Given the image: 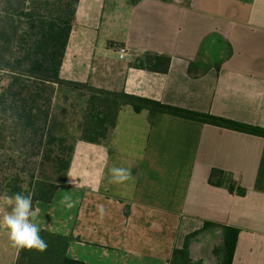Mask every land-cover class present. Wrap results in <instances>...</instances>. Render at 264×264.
<instances>
[{"label": "crops", "instance_id": "obj_1", "mask_svg": "<svg viewBox=\"0 0 264 264\" xmlns=\"http://www.w3.org/2000/svg\"><path fill=\"white\" fill-rule=\"evenodd\" d=\"M59 77L264 128V0H79ZM113 165L132 179L111 183ZM38 202L41 229L83 264H169L211 252V233L221 252L222 227L238 230L231 264H264V137L124 105Z\"/></svg>", "mask_w": 264, "mask_h": 264}, {"label": "trees", "instance_id": "obj_2", "mask_svg": "<svg viewBox=\"0 0 264 264\" xmlns=\"http://www.w3.org/2000/svg\"><path fill=\"white\" fill-rule=\"evenodd\" d=\"M78 2L0 0V196L35 190L33 203L50 202L53 192L65 179L74 142L77 139L94 144L106 142L124 105L131 106L134 112L145 109L156 114L166 113L264 137V128L60 79L59 70ZM143 59L146 63L150 59L165 61L162 72L166 71L169 61L148 55ZM137 66L143 67V63L139 61ZM61 89L84 98L80 119L76 122L78 135L71 137L70 144L66 136L55 137L48 131L53 99ZM54 148L55 153L51 155ZM1 152L8 155L4 157ZM39 156L60 174L59 183L36 181L32 173L25 181L24 168L14 167L17 160L13 158L26 162ZM210 226L213 224L204 225ZM222 232V260L218 264H231L238 230L222 227ZM40 235L48 243L47 250L43 253L21 250L19 255L16 250L12 264H83L67 257L68 237L44 229ZM185 250V247L175 249L169 264H190Z\"/></svg>", "mask_w": 264, "mask_h": 264}, {"label": "rangeland", "instance_id": "obj_3", "mask_svg": "<svg viewBox=\"0 0 264 264\" xmlns=\"http://www.w3.org/2000/svg\"><path fill=\"white\" fill-rule=\"evenodd\" d=\"M84 98H78V96L73 92H68L66 90H58L53 99L52 107H51V116L48 123V131L51 135L55 137H67V143L70 144L72 141V136L77 137L78 132L76 130V122L80 119L81 109L83 106ZM4 157L8 155L5 152ZM55 153L54 151L51 155ZM14 167H23L24 171V180L27 181L29 179V175L32 173L33 178L36 181H51L54 183H59V175L56 174L55 170L52 168V164L43 157L40 158H31L26 162L23 159H15ZM9 164L11 162H8ZM11 166V165H10ZM33 179V180H34ZM7 205L5 202L0 200V216L3 215L5 211H7ZM10 210V209H9ZM217 238L216 233H211L207 236L205 243L210 242L212 239V243L215 244V240ZM213 244L211 252L204 253L203 250H192L191 255L192 258L188 257L186 252V258L190 264H218L222 260V254L217 246ZM211 247V246H210ZM209 246L207 249L210 248ZM186 251V250H185ZM207 252V251H206ZM16 254V249L11 247L8 237L5 231L0 230V264H12L14 257Z\"/></svg>", "mask_w": 264, "mask_h": 264}, {"label": "clouds", "instance_id": "obj_4", "mask_svg": "<svg viewBox=\"0 0 264 264\" xmlns=\"http://www.w3.org/2000/svg\"><path fill=\"white\" fill-rule=\"evenodd\" d=\"M109 175L110 182L114 184H122L132 179L130 169L115 165L109 169ZM34 195L35 190L27 194L16 192L12 195L5 193L0 196V200L5 202L8 208L0 216V230L6 232L11 247L17 250V255L21 250H36L43 253L48 248L47 241L40 235L41 209L33 206ZM38 203L36 201V204ZM98 212L101 218L107 215L103 205L98 206Z\"/></svg>", "mask_w": 264, "mask_h": 264}, {"label": "built area", "instance_id": "obj_5", "mask_svg": "<svg viewBox=\"0 0 264 264\" xmlns=\"http://www.w3.org/2000/svg\"><path fill=\"white\" fill-rule=\"evenodd\" d=\"M119 58H123L125 54V50L122 47L118 48Z\"/></svg>", "mask_w": 264, "mask_h": 264}]
</instances>
